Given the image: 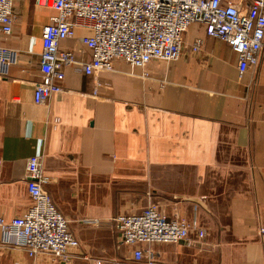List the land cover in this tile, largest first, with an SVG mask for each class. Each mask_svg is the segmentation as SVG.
<instances>
[{"label":"crops","instance_id":"1","mask_svg":"<svg viewBox=\"0 0 264 264\" xmlns=\"http://www.w3.org/2000/svg\"><path fill=\"white\" fill-rule=\"evenodd\" d=\"M55 13L16 0L14 31L0 36L19 58L0 77V217L32 207L26 164L42 157L44 187L80 244L54 261L3 244L0 226V264H147L111 219L151 205L197 223L189 239L135 246L155 264H264V53L240 75L227 43L193 25L180 59L137 68L120 60L94 75L83 70L91 31L78 28L61 45L78 60L64 68V91L38 105L42 34Z\"/></svg>","mask_w":264,"mask_h":264},{"label":"built area","instance_id":"2","mask_svg":"<svg viewBox=\"0 0 264 264\" xmlns=\"http://www.w3.org/2000/svg\"><path fill=\"white\" fill-rule=\"evenodd\" d=\"M15 2L0 0L2 37L14 31ZM34 4L56 11L42 34L43 75L34 86V102L38 105L64 91L61 85L66 76L64 68L78 60L72 49L61 45L74 37L78 28L91 31L82 37L91 56L83 63V70L94 75L112 71L120 60L137 68L145 67L155 58L168 62L180 59L187 46L186 33L193 25L203 24L207 35L227 43L237 54L240 75L257 66L264 53V0H249L246 6L224 0H34ZM203 42L202 37H197L191 43L192 51L199 52ZM18 59L15 50L0 47V77L7 75ZM3 165L0 158V173ZM42 167V157L27 159V189L33 205L23 216L9 221L0 217L1 240L5 245L23 247L32 256L50 253L54 261L68 260L80 241L45 189L48 179ZM111 220L122 244L132 248L134 259L147 264H155L153 253L135 248L136 245L189 239V230L197 227L196 222L167 218L155 205L140 214H119ZM261 231L264 233V228Z\"/></svg>","mask_w":264,"mask_h":264},{"label":"water","instance_id":"3","mask_svg":"<svg viewBox=\"0 0 264 264\" xmlns=\"http://www.w3.org/2000/svg\"><path fill=\"white\" fill-rule=\"evenodd\" d=\"M70 227H71V223H70ZM183 241V240H182Z\"/></svg>","mask_w":264,"mask_h":264}]
</instances>
